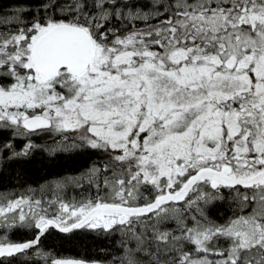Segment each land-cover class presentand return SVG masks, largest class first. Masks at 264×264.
I'll return each instance as SVG.
<instances>
[{"label": "snow or ice", "instance_id": "obj_1", "mask_svg": "<svg viewBox=\"0 0 264 264\" xmlns=\"http://www.w3.org/2000/svg\"><path fill=\"white\" fill-rule=\"evenodd\" d=\"M0 264H264V0H0Z\"/></svg>", "mask_w": 264, "mask_h": 264}, {"label": "trees", "instance_id": "obj_2", "mask_svg": "<svg viewBox=\"0 0 264 264\" xmlns=\"http://www.w3.org/2000/svg\"><path fill=\"white\" fill-rule=\"evenodd\" d=\"M73 254H77V253H73Z\"/></svg>", "mask_w": 264, "mask_h": 264}]
</instances>
